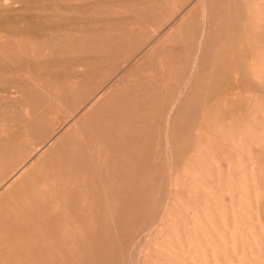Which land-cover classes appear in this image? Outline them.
<instances>
[{"label": "rangeland", "instance_id": "rangeland-1", "mask_svg": "<svg viewBox=\"0 0 264 264\" xmlns=\"http://www.w3.org/2000/svg\"><path fill=\"white\" fill-rule=\"evenodd\" d=\"M0 154V264H264V0H0Z\"/></svg>", "mask_w": 264, "mask_h": 264}, {"label": "bare ground", "instance_id": "bare-ground-1", "mask_svg": "<svg viewBox=\"0 0 264 264\" xmlns=\"http://www.w3.org/2000/svg\"><path fill=\"white\" fill-rule=\"evenodd\" d=\"M4 53H5V52H4ZM1 57H2V56H1ZM6 57H7V56H6ZM21 100H22V99H21ZM32 105H33V104H32ZM9 106H10V105H9ZM11 106H12V105H11ZM10 108H11V107H10ZM22 112H23V111H22ZM172 112H173V111H172ZM8 134H9V133H8ZM8 134H7V135H8ZM12 134H13V133H12ZM9 136H10V135H9ZM11 136H12V135H11ZM12 137H13V136H12ZM54 137H55V136H54ZM55 139H56V138H55ZM51 141H52V139H51ZM51 141H50V142H51ZM50 142H49V143H50ZM9 143H10V142H9ZM9 143H8V144H9ZM54 143H55V140H54ZM54 145H55V144H53V146H54ZM0 155H1V154H0ZM4 155H5V154H4ZM4 155H3V156H4ZM0 158H1V157H0ZM2 166H3V165H2ZM4 166H6V165H4ZM2 168H4V167H2ZM5 168H6V167H5ZM8 168H9V167H8ZM12 168H13V167H12ZM23 169H24V168H23ZM7 170H8V169H7ZM9 170H12V169H9ZM1 171H2V170H1ZM3 171H4V169H3ZM3 171H2V172H3ZM22 171H23V170H22ZM19 172H20V171H19ZM3 173H4V172H3ZM6 174H7V173H6ZM29 174H30V173H29ZM16 175H17V174H16ZM26 175H27L28 177H30L28 174H26ZM24 177H25V176H24ZM32 177H33V176H32ZM35 177H36V176H35ZM37 177H38V176H37ZM32 179H33V178H32ZM25 180H26V179H25ZM38 180H39V179H38ZM1 188H2V187H1ZM58 202H59V201H58ZM13 204H16V203H13ZM8 214L10 215V211H9ZM147 234H148V233H147Z\"/></svg>", "mask_w": 264, "mask_h": 264}]
</instances>
